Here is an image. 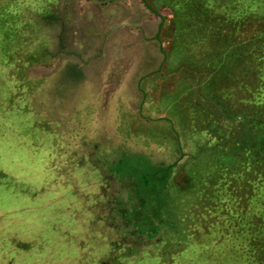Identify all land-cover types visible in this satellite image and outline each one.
I'll return each instance as SVG.
<instances>
[{"label": "rangeland", "instance_id": "obj_1", "mask_svg": "<svg viewBox=\"0 0 264 264\" xmlns=\"http://www.w3.org/2000/svg\"><path fill=\"white\" fill-rule=\"evenodd\" d=\"M164 1L148 40L142 0H0V264H264V0ZM119 150L159 171L135 238Z\"/></svg>", "mask_w": 264, "mask_h": 264}, {"label": "trees", "instance_id": "obj_2", "mask_svg": "<svg viewBox=\"0 0 264 264\" xmlns=\"http://www.w3.org/2000/svg\"><path fill=\"white\" fill-rule=\"evenodd\" d=\"M172 1L173 0H168V2L164 1L163 4L168 6L172 10V13H174L177 16L179 11L177 10L176 6L171 5ZM190 1L191 0H179L178 3H176V4H179L180 7H182V8H190L191 7L190 4L192 2V1L191 2ZM149 3L152 4V6L156 10L160 9L159 3H156L155 0H149ZM210 15H211V17L209 18V16H208L207 20L204 19L203 22H201L200 26H198L196 24H195V26L192 25L190 27L191 34L198 33V30L200 31V33L204 32L201 30H203V29L205 30L209 26V23L212 25V22L216 21L217 16H215L216 15L215 13L214 14L210 13ZM223 16H225V15H223ZM222 18L226 22L232 23V21H233V16H225V18L224 17H222ZM202 23H203L205 28H202L203 27ZM213 24H215L214 26L215 27L217 26V28H218V23L213 22ZM215 27H214V31L211 32L213 39L217 38L218 36L221 37V35H222L220 32L218 33V30ZM208 34H209V31H208ZM198 35H199V33H198ZM204 37H205V35H204ZM230 37L231 36L226 32V34L223 36L224 40L218 39L217 41L219 43H221V45H223L225 48H227V46H229V43H230L229 42L231 39ZM119 151L115 154V156H113L111 158H105V159L103 158L100 160L103 166H105L109 171H111V170L115 171V173L118 174L117 177H120L118 179H117V177H115L116 180L118 181V183L115 185L114 194H112V196L110 197V200H109V211H108L109 215H107V216L105 215V216H103V218H105V219L110 218L112 220V222H114V225H115V226L113 225L114 228H116V229L118 228L119 231H121L120 229L123 228V225H122L123 221H125V222L127 221L128 225L125 226V228H126L125 232H129L130 235L132 236V238L133 237L135 238V237H139V236L143 235L144 231L146 229H148V227L143 226L146 229H143L142 232L141 231L136 232L137 230L136 229H130L129 225H130L132 219L139 221V223H138L139 228L142 227L141 225H139L141 220H143V222L148 221V219L145 217V214L147 215L148 214L147 212H149V211L148 210L146 211L145 206L146 205L149 206L150 203H152L151 199H154V197L158 196V190L150 189L148 185H149V183H153V181L155 182V180L158 177L159 171L148 172L147 170L143 169L142 167L140 168V166L136 160V157H135L136 162L133 161L134 160L132 158L134 156L133 153L131 155L130 154L128 155L124 151H120V152ZM130 159H132V160L130 161ZM124 172H127V173L130 172L132 179L135 180L134 182L135 183L137 182L135 184L134 188L131 189V195L126 193L128 190H126L124 188V186L122 185V182L124 180L123 175L124 176L126 175V174H124ZM138 180L142 181V182L144 180L149 181V182H148V184L143 182V184L140 185L138 183ZM115 192H116V194L118 192H121L122 198L124 200H122V204H121L120 208L119 209L117 208V210L115 212H113V211H110V208H111V204H112L111 200H112V198H114ZM131 196L135 198L133 200L134 204H132V202H131V199H130ZM124 215H128V216L124 217ZM157 224H158V226L160 225V223H157ZM157 224H156V228H157ZM138 230H141V229H138ZM123 237H122L123 240H125L126 236L123 235Z\"/></svg>", "mask_w": 264, "mask_h": 264}, {"label": "crops", "instance_id": "obj_3", "mask_svg": "<svg viewBox=\"0 0 264 264\" xmlns=\"http://www.w3.org/2000/svg\"><path fill=\"white\" fill-rule=\"evenodd\" d=\"M158 11H160V10H158ZM161 12V11H160ZM162 13V12H161ZM155 14V13H154ZM157 15V14H156ZM121 24H130L131 26H133V24L131 23V22H129V21H122V23ZM115 27V26H114ZM163 30V29H162ZM160 38H161V35H160ZM148 40H158V39H156L155 38V36L154 37H151V38H148ZM160 40V39H159ZM162 44V43H161ZM161 44H160V51L164 54V61L166 60V57H167V55H166V53H165V51H164V47H163V51L161 50ZM163 45V44H162ZM161 65H162V63H161ZM161 65L159 66V68L157 69V70H160V68H161ZM78 69H80V68H77V66H71V65H69V66H66V70H65V72H64V74H66V76H57L56 78L54 77V79H56L57 81H58V83H61V84H64V83H66V84H68V85H70V84H85V82H86V80H85V75H83L84 73V71H82V74H79L78 73ZM84 69V68H83ZM82 69V70H83ZM155 71H151L150 72V74L151 73H154ZM63 75V74H62ZM108 77V79L109 78H111L110 76H107ZM108 79H106V81L105 82H103L104 84H106V85H108V84H110L111 82H110V80L109 81H107ZM142 79H143V77L142 78H140V80L137 82V84H138V87L140 88V86H141V81H142ZM61 81V82H60ZM119 84H120V89H121V91L123 90V85H125V84H127V81L126 80H123V79H121L120 81H119Z\"/></svg>", "mask_w": 264, "mask_h": 264}, {"label": "water", "instance_id": "obj_4", "mask_svg": "<svg viewBox=\"0 0 264 264\" xmlns=\"http://www.w3.org/2000/svg\"><path fill=\"white\" fill-rule=\"evenodd\" d=\"M143 3L147 6V8L152 11L153 13L157 14L160 18H161V22L158 25V30L157 33L155 35L156 39H160V35L164 26V23L166 21V17L163 13H161L160 11L156 10L153 6L150 5V3L147 0H142ZM161 50L163 51V45L161 44Z\"/></svg>", "mask_w": 264, "mask_h": 264}]
</instances>
